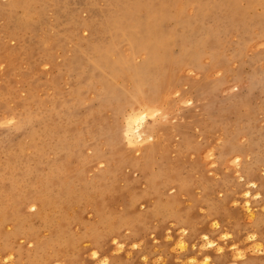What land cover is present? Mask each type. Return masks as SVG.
Segmentation results:
<instances>
[{
    "label": "rangeland",
    "instance_id": "rangeland-1",
    "mask_svg": "<svg viewBox=\"0 0 264 264\" xmlns=\"http://www.w3.org/2000/svg\"><path fill=\"white\" fill-rule=\"evenodd\" d=\"M186 1H172V18L175 19L167 21L166 34L170 35L185 20L189 21L196 15L194 11L188 15V3L196 4L199 0ZM10 2L0 0V57L10 56L8 61L2 63L0 60V186L13 183L16 190L10 192L14 200L4 199L2 203L12 202V210L25 219L37 211H33L29 204L19 212L14 207L20 203V199L24 201L25 192L36 193L35 189H38L36 194L48 203L49 197L53 199L54 205L51 203L45 208L44 217L48 216L50 223L47 226L54 232H48L46 222L29 224L15 218L6 221L3 225L6 235H10V231L14 234L23 231L27 236L16 239L11 234L6 243L0 236V244L9 247L7 250L0 246L3 249L0 250V264H240L242 261V264H254L255 260L256 264H264V8L257 6L245 10L246 15L243 14L245 16L242 18L236 12L230 15L232 18L228 16L224 20H210L203 16L201 20L206 27L196 37L194 33L192 35L194 27L189 22L190 33L186 36V43L191 41L192 50V46L197 45L202 55H196L186 67L182 63L184 45L182 48L174 46L169 51V59L174 64L171 72L163 68L164 62L151 66L154 75L149 84L157 90L155 98L159 102V113L154 118H147L143 131L145 137L152 135L154 140L131 149L123 140L125 121L131 114L130 106L124 105L133 100L122 103L123 114L116 113V101L103 108L97 100L88 99L79 105L74 114L71 107L61 106L55 111L47 109V102L52 98L64 103L76 101L72 94H68L74 82L66 73L64 61L73 59L76 51L91 54L93 46L109 48L111 30L103 25L104 19L97 15L99 10L107 7L112 10L114 5L135 7L139 0H27L16 7H11ZM212 2L201 0L202 4L211 5ZM230 2L225 4L218 1L217 15H221L225 8H232L235 0ZM181 3H186L183 9ZM240 5L246 7L243 1ZM142 12L146 17L154 16L152 5ZM251 18H254L253 22L260 19L263 22L255 28L250 27L248 20ZM73 26L77 29L76 33ZM69 31L75 35L67 40L65 46L58 44ZM211 35L216 36L220 44L216 52L206 42ZM29 54H32V59ZM114 60L119 58L114 57ZM11 69L14 72L8 79L5 74ZM116 83L118 90H123L122 94L134 91L133 82L127 79L118 78ZM54 84L57 85L54 87ZM108 127L112 128L111 133ZM56 131L67 135L62 138ZM113 133L116 153L110 152L108 146ZM59 136L61 140H58ZM71 142L74 145H70ZM157 142L156 151L144 161L146 166L138 171L135 170L137 167H129L126 162L143 160L145 152ZM177 153L181 154L180 157ZM121 156L124 160L120 159ZM55 166L69 169L71 178L67 179L63 173L60 176L52 175L50 170ZM71 169H74V173ZM166 175L171 176L170 180L166 179ZM151 185L153 190H150ZM187 186H191L192 191ZM72 189L78 193H74L76 197L70 194ZM177 189L182 192L179 193ZM247 190L252 195L253 219L244 208ZM86 192L87 198L82 194ZM137 194L140 197H136ZM78 195L84 197L81 199ZM54 196L64 198L58 199L57 203ZM103 200L110 203L106 201V205ZM158 200L163 204L162 200L167 202L166 206L171 201L173 204L160 209L163 204ZM3 205L0 202V221L6 213L5 209L9 208L4 209ZM65 205L67 209L62 208ZM69 205L75 206L72 208ZM154 205H157V209ZM153 208L154 212L150 210ZM172 210V213L169 212ZM105 215L118 217L114 221V216L110 220ZM141 218H145V221ZM63 219L67 220V226L57 235L56 230L60 229L58 224ZM108 221L114 222L109 224ZM137 222L139 225L142 223L139 226ZM144 223L145 228L142 226ZM183 223L188 226L183 225L182 229ZM40 224L43 226L40 227ZM107 224L109 227L113 225L108 228ZM38 226L39 236L29 238L31 229ZM113 227L117 228L113 230ZM180 229H187L186 235L183 234L186 231ZM188 230L194 233L199 231L193 235ZM205 235L215 245L210 250L204 244L205 239H202ZM181 239L186 245L184 248H180ZM258 244L262 249L256 248ZM251 245H255L254 248ZM234 246H237V251ZM12 248L19 250L17 253L19 255L20 252L21 256L18 257ZM201 251H205L204 254ZM120 257L124 259L120 261Z\"/></svg>",
    "mask_w": 264,
    "mask_h": 264
},
{
    "label": "bare ground",
    "instance_id": "bare-ground-1",
    "mask_svg": "<svg viewBox=\"0 0 264 264\" xmlns=\"http://www.w3.org/2000/svg\"><path fill=\"white\" fill-rule=\"evenodd\" d=\"M27 0H11L10 2V5L11 7H16V6H22ZM73 1V0H72ZM172 1L173 0H139V3L137 6L135 7H125L123 5H114L112 10H109V7H107L106 9H102V10H99V12L97 13V15L101 18L104 19V22H103V25L105 27H107L106 29H109L111 30V39L112 41L110 42V46L109 48L107 47H103V46H93L92 48V53L91 54H88V53H84V52H78L76 51L75 52V57L71 60H69L68 62L64 61V66H65V70H66V73L67 75L71 78V81H73L74 83L71 84L72 86L70 87V90L68 92V94H72V97L74 99H76V101H67L66 103H64L63 101H59V100H55L54 98L50 99L49 102H47V109L51 108L52 110H57L59 109L61 106H64V107H67V108H70L71 109V113L74 114V111L77 110V108L79 107V105H81L83 102H85L86 100L88 99H94V100H97L98 103L101 105V107L103 108H108V105L111 101H116L117 105H118V108L116 110V113L118 114H123L122 110H123V105L122 103H128L129 101H131V103H128L126 105H124L125 107L126 106H130V109H131V114L127 117L126 121H125V126H124V132H123V140L126 144V146H128L129 148L131 149H134V148H137V147H141L145 144H147L148 142L154 140V137L151 135V136H148V137H145V133L143 131L144 127L146 126V122H147V118H154L155 115H157L159 113V107H158V104L159 102H156V93H157V90L154 89V87H152L149 82H150V79L153 77L154 75V72H152V68L151 66H153L154 64H157V62H164L165 65H164V69L168 72H171V70L173 69V66L174 64L170 61L169 59V51L174 47V46H178L180 48L185 47V50L183 48V54H182V63L188 67L192 60L194 59V57L197 56H201L202 55V52L198 49L197 43L193 44L195 46H192L194 48V50H192L190 48V44L189 42H191L189 40V42L186 43V36L188 33V25H189V22L193 24V29L194 31L192 32V35L194 33L195 37H196V34H198L201 30H205V27H206V23L204 24L201 20V18L203 16L207 17V18H210L211 19H216V18H219V19H226L228 16H230L232 13H235L237 14L238 17H244L246 14V11L245 10H252L254 9L255 7L257 6H261L262 9L264 8V0H235V3L233 4V6H231L232 8L228 7V8H225L222 10V14L221 15H217V10H218V1L220 0H213L212 4L209 5V4H202L201 3V0L197 1L196 4H189L188 3V15H191L192 12L194 11V13L196 14L195 16H193V18L189 21L185 20L186 22H183L182 23V26H180V28L174 32H171L170 35L166 34L165 33V25L167 23L168 20H171L172 18V9L171 7H174L173 4H172ZM175 1V0H174ZM190 1V0H189ZM221 1H224L225 4L230 2V0H221ZM243 1L244 4H245V8L241 7L240 5V2ZM182 2V1H181ZM206 2V1H205ZM56 4H59V2H56ZM231 4V2H230ZM243 4V3H242ZM85 5V4H84ZM150 5L153 6V10H154V16L153 17H146L144 16L143 12L144 10H147L148 7H150ZM182 5V8L183 9L185 6H186V3H181ZM79 7V6H76V8ZM84 7V6H83ZM181 7V6H180ZM87 8V6H86ZM221 8V7H220ZM224 8V7H223ZM230 8V9H229ZM81 9V8H80ZM79 9V10H80ZM88 9V8H87ZM86 9V10H87ZM92 9V8H91ZM180 9V8H179ZM77 10V9H76ZM93 10V9H92ZM176 11V9H174ZM180 11V10H178ZM255 11V10H254ZM77 12V11H76ZM94 13V12H93ZM179 13V12H178ZM75 14V13H74ZM174 14V13H173ZM220 14V13H219ZM235 14V15H236ZM245 14V15H243ZM92 15V14H90ZM89 15V17H90ZM175 15V14H174ZM76 16V14H75ZM176 16V15H175ZM77 17V16H76ZM82 17V16H81ZM192 17V16H191ZM190 17V18H191ZM231 17V16H230ZM232 18V17H231ZM255 18V16H254ZM253 18V19H254ZM81 19V18H80ZM175 19V18H174ZM172 18V20H174ZM178 19V18H177ZM189 19V18H188ZM203 19V18H202ZM252 19V18H251ZM253 19L252 20H248L249 22H251L250 24V27L253 26L255 28V26L259 25L260 23L263 22L262 19H260L259 21H256V22H253ZM193 20V22H192ZM206 20V19H205ZM79 21V20H78ZM247 21V22H248ZM210 23H212L211 21H209ZM235 22V21H234ZM248 22V23H249ZM253 22V23H252ZM174 23V22H172ZM180 23L178 22V25ZM227 24V23H225ZM173 25V24H172ZM177 25V24H176ZM217 25V24H216ZM262 25V24H261ZM175 26V25H174ZM171 27V26H170ZM177 27V26H175ZM179 27V26H178ZM216 27V26H215ZM262 27V26H261ZM75 28V29H74ZM257 28V27H256ZM259 28V27H258ZM73 29H74V33H76L77 29L75 26H73ZM172 29V27H171ZM215 29V28H214ZM213 29V30H214ZM192 30V29H191ZM212 30V31H213ZM217 30V29H216ZM261 30V29H260ZM250 31V30H249ZM252 31V30H251ZM250 31V33H251ZM263 31V30H262ZM72 31H69L68 34L64 37V39H62L61 41H59L58 44H60L61 46H65L66 45V42L69 38L73 37L75 34L71 33ZM203 33V32H202ZM211 33V32H210ZM236 33V32H235ZM262 33V32H261ZM264 33V31H263ZM252 34V33H251ZM200 35V34H199ZM198 35V36H199ZM233 35V34H232ZM236 35V34H235ZM240 35V34H239ZM253 35V34H252ZM260 35V33H259ZM201 36V35H200ZM243 36V35H242ZM255 36V35H254ZM253 36V37H254ZM261 36V35H260ZM229 37V36H228ZM245 37V36H244ZM264 37V36H263ZM192 38V37H191ZM222 38V37H221ZM252 38V37H251ZM197 39V38H196ZM237 39V38H236ZM195 40V39H193ZM198 40V39H197ZM209 42V45L211 47V50L213 52H216L219 50V47H220V44H219V41L217 39L216 36H208L207 37V40L206 42ZM238 41V40H237ZM249 41V40H248ZM251 41V40H250ZM71 42H73V39H71ZM236 42V41H235ZM237 43V42H236ZM251 43V42H250ZM202 44V43H201ZM204 45V44H203ZM226 47V46H225ZM229 47V46H228ZM231 49V48H230ZM229 49V50H230ZM182 50V49H181ZM10 51V50H8ZM222 51V50H221ZM38 53V52H37ZM259 53V52H258ZM263 53V52H262ZM173 54V53H172ZM227 54V53H225ZM219 55V54H218ZM255 55V54H254ZM256 56V55H255ZM258 56V55H257ZM29 57L30 59H32V54H29ZM114 57H117L119 58V60H114ZM10 58L9 55L5 56V57H0V60L1 62L3 63L4 61H8ZM251 60V59H250ZM249 60V61H250ZM263 60V59H262ZM134 63H137V65H135ZM139 63V64H138ZM186 69V68H185ZM188 69V68H187ZM15 71L17 72L18 69L15 68ZM14 72V69H11V70H7L5 76L10 79L12 73ZM21 72V71H20ZM159 76V75H158ZM168 76V75H167ZM170 76V75H169ZM118 78H123V79H127L131 82H133V89L134 91H128L126 92V94H122L123 93V90H118V85H117V80ZM167 80V78H166ZM149 84V85H148ZM57 84H54V87L56 86ZM95 91H97L98 93H96ZM122 91V92H121ZM62 93L60 92L59 95H61ZM24 102V100H23ZM1 103V102H0ZM2 104V103H1ZM25 104V102H24ZM24 104H21V105H24ZM121 105V106H120ZM1 107V105H0ZM62 109V108H61ZM109 110V109H108ZM111 111V110H110ZM51 112V111H49ZM63 114V112H62ZM68 116V115H67ZM72 116V115H71ZM69 117V116H68ZM193 120V119H192ZM53 125H55V123H53ZM54 127V126H53ZM56 128V127H55ZM100 130V129H99ZM112 130L111 127H108V131L110 132ZM115 130V129H114ZM51 132V130L49 131ZM55 132V131H54ZM58 135H60L62 138L64 137V135H67V134H62L58 131H56ZM108 132V133H109ZM70 133V132H69ZM111 133V132H110ZM161 134V133H160ZM107 135V134H105ZM116 135V134H115ZM59 136V139L58 140H61V137ZM114 136V133L113 135L111 134L110 135V138H109V143H108V146H109V150L110 152L114 151L115 150V147H116V141H115V138L116 137H113ZM96 137V136H95ZM102 137V136H101ZM100 137V138H101ZM58 138V137H57ZM75 138V137H73ZM107 139V137H106ZM78 139L76 138V141ZM157 140V139H156ZM155 140V141H156ZM95 141V140H93ZM99 141V140H98ZM120 142V141H119ZM73 142L70 143V145H72ZM102 144V143H101ZM119 144V143H118ZM121 144V142H120ZM74 145V143H73ZM122 145V144H121ZM157 145H158V142L155 143V145H152L149 150H147V152H145V156L143 157V160H136L134 159L133 160H129L128 163L129 164V167L130 165H132V168L133 167H137L135 168L136 171H138L139 169L141 170L142 167L146 166L145 165V162L146 159H148V157H150V155L156 151L157 149ZM76 146V145H75ZM88 146V145H87ZM69 147V146H68ZM72 147V146H71ZM117 147L119 148V146L117 145ZM70 148V147H69ZM116 148V150L118 149ZM76 149V148H74ZM91 149V148H90ZM95 149V148H94ZM93 150V149H91ZM70 151V150H69ZM94 151V150H93ZM162 151H163V148H162ZM73 152V150H72ZM117 152V151H116ZM114 151V153H116ZM179 152V151H178ZM211 152V151H210ZM123 153V152H122ZM121 153V154H122ZM140 153V151L138 152ZM160 153V152H159ZM74 154V153H72ZM96 155L98 153H95ZM120 154V155H121ZM125 154V153H123ZM167 154V153H166ZM180 153H177L176 155L178 157ZM126 155V154H125ZM165 155V154H164ZM163 155V156H164ZM174 155V157L176 156ZM181 155V154H180ZM173 156V155H172ZM98 157V156H97ZM124 160V157L121 156L120 159ZM173 158V157H172ZM176 158V157H175ZM130 159V158H128ZM145 159V160H144ZM95 160V159H94ZM99 160V157L98 159ZM173 160V159H172ZM92 162V161H91ZM95 162V161H94ZM122 162V160H121ZM120 162V163H121ZM125 162V161H123ZM122 162V163H123ZM162 163V162H161ZM176 163V162H174ZM237 163V162H236ZM235 163V164H236ZM95 163H93L94 165ZM231 164V163H230ZM238 164V163H237ZM85 166H87L86 164H84ZM161 165V164H160ZM178 165V163H177ZM124 166V165H123ZM166 166V165H165ZM172 166V165H171ZM169 165V167H171ZM176 166V164H175ZM174 166V167H175ZM182 166H183V163H182ZM81 167V166H80ZM84 167V166H83ZM173 167V166H172ZM239 167V165H237V168ZM131 168V167H130ZM151 168V167H150ZM178 168V167H177ZM182 168V167H180ZM221 168V167H220ZM129 169V168H128ZM160 169V167H159ZM169 169V168H168ZM171 169V168H170ZM72 170V169H71ZM74 170V169H73ZM72 170V171H73ZM134 170V171H135ZM151 171V169H149ZM176 170V169H175ZM52 172V175H58L60 176L61 173H63V175L68 179L71 178V174L72 172L69 171V169L67 168H62V167H59V166H55L54 168H52L50 170ZM147 171V170H146ZM170 171V170H169ZM197 171V170H196ZM86 172V171H85ZM108 172V170L106 171ZM149 172V171H148ZM168 172V171H167ZM171 173H173L172 171H170ZM177 172V170H176ZM181 174H182V171H179ZM74 173V171H73ZM77 173V171H76ZM144 173H146L144 171ZM170 173V175H171ZM169 174V172L167 173ZM173 174H176V173H173ZM76 175V174H75ZM164 175V174H163ZM177 175V174H176ZM167 176V175H166ZM168 177V176H167ZM166 177V179H169V177L171 178V176H169L168 178ZM113 178V177H112ZM111 178V179H112ZM150 179V178H148ZM148 179H146L148 181ZM76 180V179H75ZM110 181V179H108ZM151 180V179H150ZM170 180V179H169ZM241 180V179H239ZM152 181V180H151ZM172 181V180H171ZM68 182V181H67ZM66 182V184H67ZM149 183V181H148ZM169 183V182H168ZM188 183V182H187ZM197 183V182H196ZM80 184V183H79ZM78 184V185H79ZM77 185V184H76ZM110 185V184H109ZM150 186V184H148ZM171 185V184H170ZM173 185V184H172ZM188 185V184H187ZM61 186V185H59ZM58 186V187H59ZM72 186V185H71ZM108 186V184H107ZM111 186V185H110ZM153 185H151V188H152ZM168 186V185H167ZM184 186V185H183ZM182 186V187H183ZM197 186V185H195ZM194 186V187H195ZM200 186V185H199ZM202 186V185H201ZM252 186H254L252 184ZM251 186V187H252ZM18 187V186H17ZM80 187V186H79ZM105 187V186H103ZM160 187V186H159ZM171 186H168V188H170ZM188 187V186H187ZM198 187V186H197ZM205 187V186H204ZM250 187V186H249ZM255 187V186H254ZM16 188V187H15ZM15 188H13V183H11L10 186H0V202L1 204H4L3 205V208H8L5 209V214L3 216V218H1V221H0V236L3 238V241L4 243L7 242V240L9 239L10 235L12 234L13 236L18 237V238H22V236H27L25 233H23V231L21 233L17 232L14 234L11 232L10 235H6L4 230H3V225L6 221L10 222V220L12 218H15L16 220H23L24 222L26 223H29V224H32L34 222H37V221H40V223L42 222H46L47 224L45 225L47 227V230L48 232H54L52 231V228L49 226H47L49 223H50V220L48 218V216L46 215L44 217V213L46 211V207L50 204V206L54 203H53V199L49 197V203L40 195L36 194L38 193V189H35L37 190L36 193L33 191L31 192H25L23 195L24 197V201L23 199H20V203L16 205V207H14V210H18V212L21 210V208L24 206V205H27L29 204L30 208L33 209V211H37L35 214H30L29 216H26V218H22L21 216H19V213H15L12 208L10 207V203L12 202H9L8 204L6 203H2L4 199L6 200H14L15 198L13 196L10 195V192L12 191L14 193L13 190H16ZM107 188V187H105ZM155 188V187H154ZM158 188V187H157ZM161 188V187H160ZM184 188V187H183ZM183 188H182V191H183ZM191 189V186L188 187ZM78 189V187H77ZM103 189V188H102ZM127 189V188H126ZM156 189V188H155ZM164 189V188H163ZM179 189V188H178ZM177 189V190H178ZM193 189V188H192ZM191 189V191H192ZM198 189V188H197ZM22 190H26L25 189H22ZM21 190V191H22ZM72 193H70L71 195H75V194H78L76 192H78V190H75L72 189ZM79 190H82L79 188ZM104 190H107V189H104ZM112 190V188H111ZM128 190V189H127ZM135 190V189H134ZM150 190H153L150 189ZM160 190V189H159ZM158 190V191H159ZM168 190V189H167ZM30 191V190H28ZM40 191V190H39ZM83 191V190H82ZM102 191V190H101ZM179 191V190H178ZM177 191V192H178ZM182 191H179V193H181ZM195 191V189H194ZM197 191V190H196ZM85 192V191H83ZM108 192V190H107ZM153 193L155 191H152ZM174 192V191H173ZM189 192V191H188ZM17 193V191L15 192ZM33 193V195H32ZM75 193V194H74ZM103 193V191L101 192ZM157 190H156V194H157ZM175 196H176V192H174ZM203 193V191H202ZM19 194V193H18ZM84 194V196L86 197L87 196V192L86 194L85 193H82ZM92 194V193H91ZM154 194V195H156ZM192 194V193H191ZM194 194V193H193ZM237 193H235L236 195ZM106 195V194H104ZM131 195V194H130ZM136 195V194H135ZM196 195V194H195ZM258 195V194H257ZM21 196V194H20ZM56 196V195H55ZM54 196V197H55ZM79 196V195H78ZM83 196V197H84ZM129 196V195H128ZM190 196V195H189ZM193 196V195H192ZM243 196V195H241ZM259 196V195H258ZM59 197V196H58ZM71 197V196H70ZM76 197V195L74 196ZM80 197V196H79ZM83 197H80L81 199ZM132 197V196H131ZM130 197V199H131ZM135 197V196H134ZM136 197H140L138 194ZM19 198V197H18ZM56 198V197H55ZM60 198H64V197H60ZM60 198H56L55 200L57 201L58 199L59 200H62ZM67 198V196H66ZM87 198V197H86ZM154 198V197H153ZM170 198V197H169ZM168 198V199H169ZM174 198V197H173ZM189 198V197H188ZM191 198V197H190ZM194 198V197H193ZM199 198V197H197ZM235 198V197H234ZM251 198H252V195H251V191L250 190H247L244 194V199H245V211L247 212V214L250 216L251 219L254 218V211H253V207H252V204H251ZM257 198V196H256ZM50 199H52V202H50ZM90 199V198H89ZM203 199V198H202ZM254 199V198H253ZM17 200V199H16ZM74 199H72L73 201ZM76 200V199H75ZM137 200V199H136ZM153 200V199H152ZM23 201V202H21ZM55 201V203H56ZM87 201V200H86ZM92 201V199L90 200ZM107 201V200H106ZM105 200H103V202L107 205L108 203L111 202V200L109 199V201L106 202ZM154 201V200H153ZM156 201V200H155ZM164 202V204L162 202H160V200H158L157 202L160 204H163L162 208L160 206V209H163L164 206H166V203L164 200H162ZM170 200H168V203H169ZM61 202V201H60ZM59 202V203H60ZM64 202V201H62ZM71 202V201H70ZM69 202V203H70ZM74 202V201H73ZM72 202V203H73ZM75 202H78V201H75ZM80 202V201H79ZM88 202V201H87ZM147 202V201H146ZM173 202H174V199H173ZM173 202L171 201L170 203L173 204ZM16 202H14L15 204ZM52 203V204H51ZM58 203V201H57ZM81 203V202H80ZM89 203V202H88ZM134 203V202H133ZM136 203V202H135ZM142 203V202H141ZM169 203V206H166V207H171L172 205ZM14 204L12 206H14ZM74 204V203H73ZM208 204V203H207ZM233 204V203H232ZM239 204V203H238ZM81 204L77 205L78 207L80 206ZM147 205V204H146ZM150 205V204H149ZM206 205V204H205ZM244 205V204H243ZM68 206V205H67ZM71 206V205H69ZM75 205H73L74 207ZM76 206V207H77ZM155 206V205H154ZM157 206V205H156ZM155 206V207H156ZM174 206V205H173ZM203 206V205H202ZM57 206H54V209H57L55 208ZM59 207V206H58ZM61 207V206H60ZM59 207V208H60ZM72 207V206H71ZM72 207V208H73ZM101 207V206H100ZM103 207V206H102ZM131 207V206H130ZM129 207V208H130ZM146 207H149V206H146ZM165 207V208H166ZM176 207V206H174ZM179 207V206H178ZM199 207V206H198ZM11 208L12 211H10L9 209ZM24 208V207H23ZM63 209H67L66 205L62 207ZM106 209L108 208L105 207ZM127 208V207H126ZM126 208L124 209V211L126 210ZM177 208V207H176ZM52 209V208H51ZM70 209V208H69ZM80 209V207H79ZM157 209V207H156ZM155 209V211H156ZM159 209V210H160ZM168 209V208H167ZM186 209V208H185ZM7 210V211H6ZM75 210V209H74ZM111 210V208H110ZM108 210V212L110 211ZM131 210H132V207H131ZM152 210V212H154V208L153 209H150ZM222 210V209H221ZM49 211V210H48ZM56 211V210H55ZM70 211V210H69ZM138 211V210H136ZM163 211V210H162ZM160 211V212H162ZM177 211V210H175ZM180 211V210H179ZM178 211V212H179ZM184 211V210H183ZM182 211V212H183ZM74 214H75V211H73ZM72 210H71V213H73ZM111 212V211H110ZM109 212V213H110ZM139 212V211H138ZM146 213V211H144ZM149 212V210H148ZM169 212H173L172 211H169ZM68 213L69 215V212H66ZM111 214V213H110ZM138 214V213H137ZM141 214V212H140ZM148 214V213H146ZM152 214V213H151ZM169 214V213H168ZM175 214V213H174ZM173 214V215H174ZM194 214V213H193ZM73 215V214H72ZM70 214V216H72ZM142 215H143V212H142ZM167 215V213H166ZM171 215V216H173ZM196 215V214H195ZM107 216V215H105ZM115 217V220L116 221V215H113ZM112 216V217H113ZM123 216H125L123 214ZM127 216V215H126ZM131 216V215H130ZM141 216V215H140ZM144 216V215H143ZM146 216V215H145ZM152 216V215H151ZM165 215H163L164 217ZM192 216V215H191ZM107 217L112 218L111 215H108ZM155 217V216H154ZM169 217V215H168ZM177 217H178V213H177ZM180 217V216H179ZM183 217V216H182ZM208 217V216H207ZM123 218V217H121ZM129 218V217H128ZM170 218V217H169ZM191 218V217H190ZM14 219V220H15ZM108 219V218H107ZM135 218H133L134 220ZM140 219V218H138ZM142 219V218H141ZM176 219V218H175ZM211 219V218H210ZM111 220V219H110ZM113 220V219H112ZM126 220H127V217H126ZM130 220V219H129ZM128 220V221H129ZM132 220V219H131ZM142 220L145 221V218H143ZM186 220V218H185ZM114 221H108L109 224L110 222H114ZM117 221H119L117 219ZM137 221V219H136ZM250 221V220H249ZM59 222V221H58ZM123 222V221H122ZM143 222V221H142ZM141 222V223H142ZM186 222V221H185ZM127 223V222H126ZM134 223V222H133ZM138 225H139V222H137ZM140 223V225H141ZM215 223V222H214ZM128 224H130L128 222ZM181 224V223H179ZM187 223H183L182 224V229L184 228V226H188V224L186 225ZM106 225V224H105ZM113 224H111L112 226ZM122 225V224H121ZM121 225L119 226V229L121 227ZM124 225V223H123ZM136 225V224H134ZM139 225V226H140ZM191 224H189L190 226ZM214 225V224H213ZM218 225V224H217ZM43 226L42 224H40V227ZM67 226V220L66 219H63L61 223L58 224V227H60V229L56 230V234L59 235L61 233V230L66 228ZM108 226V224H107ZM110 226V227H111ZM118 226V225H117ZM144 228H145V223L142 225ZM178 226V224H177ZM199 226V225H198ZM202 226V225H200ZM108 226V228H110ZM135 227V226H134ZM193 227V226H192ZM191 227V228H192ZM194 227H196V225H194ZM193 227V229H194ZM107 228V229H108ZM117 228V227H116ZM116 228H112L113 230L116 229ZM133 228V227H132ZM186 228V227H185ZM188 228V227H187ZM216 228V227H215ZM127 229V228H126ZM214 229V228H213ZM3 230V231H2ZM38 230H39V226L38 227H33L31 229V234L28 236L29 238L30 237H34V238H37L39 235H38ZM111 230V229H109ZM181 230V229H180ZM116 231V230H115ZM130 231H134V230H130ZM143 231V230H142ZM182 231V230H181ZM183 231H186V232H183ZM183 234L187 233V229L183 230ZM189 233L190 232H193V235L199 231L197 230L195 233L194 231H190L188 230ZM9 232V233H10ZM15 232V231H13ZM110 232V231H109ZM113 232V231H112ZM118 232V231H116ZM136 233V232H135ZM141 233V232H140ZM114 234V233H113ZM120 234V233H119ZM139 234V233H138ZM182 234V233H181ZM180 234V235H181ZM191 234V233H190ZM204 234V232H203ZM201 234V235H203ZM11 235V236H12ZM116 234H114L113 237H115ZM134 235V234H133ZM185 235H183V238L185 237ZM209 235V234H208ZM208 235L206 236H203L202 239H205V243L206 246L209 248L208 250H210V248L212 249L213 248V241L208 239ZM112 236V235H111ZM256 236V235H255ZM258 236V235H257ZM190 237V235H189ZM199 237V236H198ZM16 238V239H18ZM25 238V237H23ZM118 238V237H117ZM116 238V239H117ZM182 238V237H180ZM179 238V239H180ZM186 238V237H185ZM249 238V237H248ZM247 238V239H248ZM251 238V236H250ZM253 238V237H252ZM251 238V239H252ZM12 239V237H11ZM15 240V239H14ZM14 240H11V241H14ZM170 240V239H169ZM174 239H172L173 241ZM182 242L180 241V248H184L186 245L185 243L183 242V239H181ZM197 240V239H196ZM246 240V239H245ZM250 241V239H248ZM247 240V241H248ZM62 241V240H61ZM120 241V240H119ZM177 241V239H176ZM253 241V239L251 240ZM63 242V241H62ZM93 242L98 246L99 245V242H96V240H93ZM118 242V241H116ZM121 242V241H120ZM140 242V241H139ZM10 243V242H9ZM13 243V242H11ZM64 243V242H63ZM125 244V243H124ZM14 245V244H13ZM174 245V244H173ZM196 245V244H195ZM201 245V244H200ZM234 245V244H233ZM0 246L2 248H5L8 250L9 247H7V245H4L3 246V243L0 244ZM16 246V244L14 245ZM133 247L136 246V245H132ZM139 246V245H138ZM179 247V245H177ZM188 246V245H187ZM215 246V245H214ZM254 246L255 245H251ZM250 246V248H251ZM258 249H262L260 248L261 245H256ZM18 247H20V244H18ZM140 247V246H139ZM236 247V251H237V246H234V248ZM262 247V246H261ZM121 249V247H119ZM118 248V249H119ZM124 248V247H123ZM142 248V247H141ZM195 248V246H194ZM200 248V247H199ZM220 248V247H219ZM233 248V249H234ZM14 249V248H12ZM18 249H21V248H18ZM138 249V248H137ZM187 249V248H186ZM201 249V248H200ZM206 249V248H205ZM222 249V248H221ZM220 249V250H221ZM232 249V250H233ZM1 250V249H0ZM3 250V249H2ZM1 250V251H2ZM10 250V249H9ZM15 250V249H14ZM123 250V249H122ZM140 250V249H139ZM157 249H154V251H156ZM180 250V249H179ZM188 250V249H187ZM0 251V253H1ZM5 251V250H4ZM19 251V250H17ZM17 251L15 250V252L17 253ZM77 251V250H75ZM181 251V250H180ZM184 251V249H183ZM186 251V250H185ZM199 251V250H198ZM223 251V250H222ZM241 251V250H240ZM247 251V250H246ZM261 251V250H260ZM263 251V250H262ZM187 252V251H186ZM189 252V250H188ZM203 252V251H201ZM205 252V251H204ZM203 252V254H204ZM245 252V250H244ZM4 253V252H3ZM6 253V251H5ZM4 253V254H5ZM155 253V252H154ZM190 253V252H189ZM219 253V252H218ZM240 253V252H239ZM237 253V255L239 254ZM264 253V251H263ZM262 253V254H263ZM14 254V252H13ZM130 254V253H128ZM192 254V253H191ZM194 254V253H193ZM199 254V253H198ZM201 254V253H200ZM201 254V255H203ZM207 254V253H206ZM242 254V252L240 253ZM239 254V255H240ZM18 255V253H17ZM98 255V254H97ZM236 255V256H237ZM245 255V254H243ZM254 255V253L252 254ZM21 256L20 255V252H19V255L18 257ZM126 256V254H125ZM195 256V255H194ZM105 257V256H104ZM131 257V256H130ZM196 257V256H195ZM234 257V256H233ZM241 257V256H240ZM239 257V258H240ZM244 257V256H243ZM109 258V256L107 257V259ZM111 258V256H110ZM123 257H120V261H122ZM238 258V259H239ZM257 259V257H255ZM261 258V257H260ZM119 259V258H117ZM188 259V258H187ZM203 259V258H202ZM235 259L237 260V258L235 257ZM241 259V258H240ZM127 260V259H126ZM158 260V259H157ZM254 260V259H253ZM262 260V259H261ZM202 261V260H201ZM209 261V260H208ZM214 261V260H213ZM110 262H112V260H110ZM204 262V261H203ZM212 262V261H211ZM215 262V261H214ZM213 262V263H214ZM239 262V261H238ZM244 261H242L243 263ZM115 263V262H114ZM208 262H206L207 264ZM216 263V262H215ZM240 263V264H242ZM256 260L254 262V264H256ZM31 264H33L31 262ZM105 264V262L103 263ZM123 264V262H122ZM210 264V262H209Z\"/></svg>",
    "mask_w": 264,
    "mask_h": 264
}]
</instances>
